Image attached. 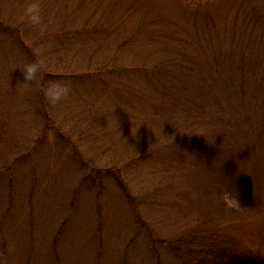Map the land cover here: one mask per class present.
Listing matches in <instances>:
<instances>
[{
  "label": "rangeland",
  "instance_id": "1",
  "mask_svg": "<svg viewBox=\"0 0 264 264\" xmlns=\"http://www.w3.org/2000/svg\"><path fill=\"white\" fill-rule=\"evenodd\" d=\"M25 3L0 0V264H181L159 243L212 233L264 259V0ZM41 57L60 104L15 69Z\"/></svg>",
  "mask_w": 264,
  "mask_h": 264
},
{
  "label": "clouds",
  "instance_id": "2",
  "mask_svg": "<svg viewBox=\"0 0 264 264\" xmlns=\"http://www.w3.org/2000/svg\"><path fill=\"white\" fill-rule=\"evenodd\" d=\"M23 16L32 26H41L44 22V12L40 0H26L23 8ZM17 68L21 69L24 74L25 82L23 83H42L43 94L46 100L52 105L60 104L73 94L72 82L47 77V72L50 71V69L47 66V61L42 57L17 66L15 69ZM138 129L133 128V134H135ZM180 131L186 132L183 130ZM216 195L227 208H239L241 206L238 191L231 185L229 179Z\"/></svg>",
  "mask_w": 264,
  "mask_h": 264
},
{
  "label": "trees",
  "instance_id": "3",
  "mask_svg": "<svg viewBox=\"0 0 264 264\" xmlns=\"http://www.w3.org/2000/svg\"><path fill=\"white\" fill-rule=\"evenodd\" d=\"M151 246L157 249V243L152 238ZM165 245L180 260L181 264H264V259L247 256L235 250L232 242L221 239L212 233L208 236L197 234L183 239L181 243L162 240L159 245Z\"/></svg>",
  "mask_w": 264,
  "mask_h": 264
}]
</instances>
